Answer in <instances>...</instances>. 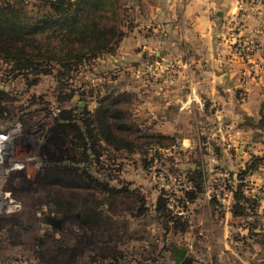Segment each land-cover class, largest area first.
<instances>
[{"label": "rangeland", "instance_id": "374dc122", "mask_svg": "<svg viewBox=\"0 0 264 264\" xmlns=\"http://www.w3.org/2000/svg\"><path fill=\"white\" fill-rule=\"evenodd\" d=\"M39 2L24 1L28 10H36ZM102 16L116 19L115 13ZM85 17L83 13L75 23L66 21L63 31L82 25ZM125 20L116 22L126 34L120 42V31L113 36L116 42L110 47L119 43L112 52L90 54L85 61L75 63L74 70L65 77L59 71L58 60L45 63L43 67L49 70L32 77L33 82L7 76L9 62L0 57L3 125L20 118L28 133L41 139L39 154L30 168V181L14 188L23 206L8 217L7 222L12 224L0 233V253H15V264H175L174 243L188 249L191 245L188 255L194 257L207 252L205 244L213 243L215 247L209 248L216 253L213 261L203 254L198 263L241 264L235 252H229L237 251L239 244L245 249L251 244L250 228L244 230L241 224L252 222L253 232L264 230V215L250 213L243 218L227 209L234 204L227 196L232 192L226 187L230 177L238 164L255 160L252 147L231 131L233 105L209 102L206 97L175 101L177 89L185 93L188 86L175 83L178 73L171 60L156 67L161 55L146 56L140 51L126 54L131 46L141 47L142 42L128 35L133 22ZM106 27L110 28L108 23ZM61 40L60 33L49 30L35 38L41 43L32 49L60 54L64 50ZM82 40L73 37L67 45L80 51L79 46H85ZM142 60L151 65L148 70L147 66L140 69ZM67 121L73 123L71 133L78 145L73 149L72 140H67L64 148L68 155L64 151L54 161L58 166L78 167L83 181L78 178L73 183L40 177L53 168L44 152L49 144L48 133ZM78 122L87 138L76 136L74 127ZM239 125L252 126L254 120L245 118ZM146 133L168 135L159 138L170 144L147 143L154 136ZM125 137L133 142L129 148L122 144ZM199 159L210 177L209 190L196 205L201 209L192 211L193 223L186 233L166 231L164 217L158 211L159 200L167 197L170 209L190 216L188 210L180 208L176 197L189 188L184 176ZM7 186L12 188L11 182ZM214 196L223 203L222 215L208 209ZM49 215L63 218L62 227L55 228L48 221ZM13 243L19 248L9 246Z\"/></svg>", "mask_w": 264, "mask_h": 264}, {"label": "crops", "instance_id": "0c3cea01", "mask_svg": "<svg viewBox=\"0 0 264 264\" xmlns=\"http://www.w3.org/2000/svg\"><path fill=\"white\" fill-rule=\"evenodd\" d=\"M124 1L128 7L127 18L133 22L128 35L134 39L140 38L142 42L141 47L131 46L133 49L130 47L126 54L133 55L140 51L146 56L161 55V59H156V67L171 60L178 73L175 83L183 87L188 86L185 93L182 89H177L175 101L180 103L189 101V98L198 100L206 97L209 102L233 105L231 131L235 136L243 137L245 140L241 141H246L252 147L255 154L253 156L259 157L255 159L256 167L250 170L245 178L251 183L250 187L244 189L247 196L258 199V204L255 209L247 210L257 216L264 215V128L255 125L264 107V0ZM237 39L239 42H236ZM249 43L254 45L250 55L240 56L238 48ZM144 60L140 69H146L147 66L148 70L151 65ZM2 115L3 113L0 115V125L5 123ZM245 118L253 119L254 125L248 127L242 126L244 124L239 125ZM253 160L246 159L238 164V170L233 175L234 181L239 171ZM190 168L193 167L187 168V172ZM208 190L207 182L205 191L200 192L193 202H189L190 216L185 233L193 223L192 211L201 209L196 205ZM227 196L236 202L233 191ZM208 209L213 212L211 207ZM227 209L235 216L232 206ZM10 224L4 222L1 226L5 225L7 228ZM206 225L213 226L212 222H206ZM241 226L242 229L249 230L248 224L242 223ZM254 233L248 235L243 232L244 236L248 235V239H252L249 248L245 249L239 244L237 251H229L235 252L237 261L241 264H264V230H256ZM258 235L262 237L254 238ZM224 240H227V234ZM227 244L225 241L224 248L228 250ZM9 246L19 248V245L14 243ZM205 246L208 248L207 252L198 254L208 256L212 262L216 253H212L213 249L209 248L215 245L212 243V246L209 244ZM189 250L191 251V245ZM200 255L198 257L190 255L194 264H202L197 262L202 260ZM16 258L15 253H0V259H4L0 262L12 261V264H15Z\"/></svg>", "mask_w": 264, "mask_h": 264}, {"label": "trees", "instance_id": "16d2710c", "mask_svg": "<svg viewBox=\"0 0 264 264\" xmlns=\"http://www.w3.org/2000/svg\"><path fill=\"white\" fill-rule=\"evenodd\" d=\"M24 1L25 0L0 1V57L9 62L8 70L4 69V71L6 70L5 73H7V76H20L33 82L32 77L36 78L38 74L49 70L43 67V65L45 63H51V61L54 60L60 62L59 71L63 77L68 76L69 73L74 70L75 63L78 65L80 63L79 61H85L90 54L96 56L107 51L112 52L126 34L124 29L120 31L122 26L120 25L121 27H119L116 23L118 21L126 22L125 19L129 16L128 7L124 0H40V2L36 4V10H28ZM121 10H123L124 13H122ZM83 13L86 14V19L82 25H73L67 31H63L66 27V21L75 23ZM106 13H115L116 19H104L102 15ZM107 18L110 19L111 17L107 16ZM107 23L110 28H104ZM49 30L53 33L61 34L62 46L64 49L62 53L50 54L51 52L44 53L41 50L35 51L32 49L41 43L35 41V38ZM119 31L118 38H120V40L111 48L112 42H116L114 37ZM37 33L39 34L37 35ZM73 37L81 40L83 39L82 42L85 46H79L81 49L80 51L75 52V47L70 48V46L67 45L68 39ZM119 117L117 119L118 121ZM255 125L259 128H264V107ZM74 128H76L74 130L77 137L87 138V132L86 130L83 131V127L79 122ZM72 129L73 123H71V121H67L65 124L61 125L57 124L50 129L48 133L49 144L48 146L46 145L44 152L48 159L52 161L51 164L53 168L48 170V175H42L40 177L49 176L51 180L56 179L62 181V183L64 181L65 183H73V180L76 181L78 178L82 180L83 174L79 175L78 167L68 165L62 167L58 166L54 161L62 157L64 153L68 155L64 148V143H66L67 140H72V148L76 149L75 146L78 144L77 140L74 138V134L71 133ZM95 129L96 128L93 127V130ZM146 135L151 137L154 136L150 133H146ZM67 136L70 137L68 138ZM159 137L166 138L170 136L157 134L146 142H153L160 146H168V144H170ZM132 143V140L130 141L126 137L124 141H122V144H124L126 148H129ZM70 148L71 146L68 149ZM69 158L72 159V157ZM255 159H259V157L255 156ZM77 160L76 158V161ZM255 167L256 163L255 160H253L239 171L235 181L232 175L230 181L227 183L228 185H226L227 188H230V190L234 192L236 202L233 204L232 210L235 215L247 216L251 213L247 208L255 209L258 204L257 198L247 196L244 192L245 187L249 184L245 180L246 175ZM178 176L181 177L180 175ZM184 177V181H188L189 188L183 189V194L176 198L181 205L180 208L188 210V208H190L189 202H193L200 192L205 191L207 186L208 173L205 171L203 161L201 159L195 161V167H193V169L190 168L187 175ZM159 201L158 211L161 213L162 217H164L165 223L163 227L166 231L172 230L176 233L185 232L188 228L189 217L183 215V213H175L174 210L170 209L167 205V197H161ZM211 203L213 213L222 215L223 209L221 206L223 203L218 201L216 196L212 198ZM11 215L0 217V231L7 229L5 225L1 226V224L4 222L6 223L8 217ZM253 226L254 224L250 222L249 228L251 234H255L252 230ZM0 260L4 261V259ZM9 262L10 261L0 262V264H7ZM86 263H88V261H86Z\"/></svg>", "mask_w": 264, "mask_h": 264}, {"label": "built area", "instance_id": "2783aa9c", "mask_svg": "<svg viewBox=\"0 0 264 264\" xmlns=\"http://www.w3.org/2000/svg\"><path fill=\"white\" fill-rule=\"evenodd\" d=\"M253 48L254 45L249 43L238 48L237 52L246 57ZM40 141V138L28 133L20 118L0 127V217L21 210L23 202L14 188H20L30 181V168L37 157L35 155L39 154ZM8 182H11L12 188L7 186Z\"/></svg>", "mask_w": 264, "mask_h": 264}, {"label": "water", "instance_id": "95a60500", "mask_svg": "<svg viewBox=\"0 0 264 264\" xmlns=\"http://www.w3.org/2000/svg\"><path fill=\"white\" fill-rule=\"evenodd\" d=\"M48 221L55 227L61 228L64 222L63 218L49 215ZM173 258L176 264H193V258L188 255V248L178 244L172 245Z\"/></svg>", "mask_w": 264, "mask_h": 264}, {"label": "flooded vegetation", "instance_id": "af4514ba", "mask_svg": "<svg viewBox=\"0 0 264 264\" xmlns=\"http://www.w3.org/2000/svg\"><path fill=\"white\" fill-rule=\"evenodd\" d=\"M194 264V263H193Z\"/></svg>", "mask_w": 264, "mask_h": 264}]
</instances>
